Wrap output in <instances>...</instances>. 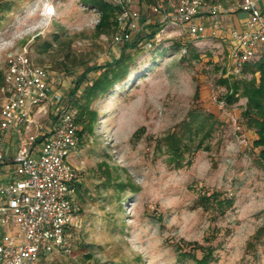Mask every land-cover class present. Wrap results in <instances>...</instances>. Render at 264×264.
Here are the masks:
<instances>
[{"label":"rangeland","instance_id":"obj_1","mask_svg":"<svg viewBox=\"0 0 264 264\" xmlns=\"http://www.w3.org/2000/svg\"><path fill=\"white\" fill-rule=\"evenodd\" d=\"M209 1L233 11L241 2ZM178 2L123 0L142 25L128 42L138 41L139 49L132 78L90 106L97 121L70 157L80 220L74 249L40 264H264V162L251 144L254 131L243 124L246 99L222 109L211 99L214 92L222 101L220 81L235 78L228 40L189 37L170 18ZM0 5V82L7 51L26 45L52 91L77 111L100 66L120 54L122 44L113 41L118 28L98 32L99 11L81 0ZM149 25L161 27L152 42L145 38ZM53 108L42 120L49 129ZM213 192L232 205L219 211L204 199Z\"/></svg>","mask_w":264,"mask_h":264},{"label":"built area","instance_id":"obj_2","mask_svg":"<svg viewBox=\"0 0 264 264\" xmlns=\"http://www.w3.org/2000/svg\"><path fill=\"white\" fill-rule=\"evenodd\" d=\"M114 1L121 10L113 41L130 42L142 27L140 15L123 6V0ZM236 8L247 15L241 29L223 25L220 16L234 8H225L222 2L179 0L170 18L193 39L226 32L228 72L239 77L264 49V10L258 0H241ZM154 11L162 13L161 5L156 4ZM205 16L210 17L209 26L201 20ZM211 99L220 109L225 106L214 92ZM52 104L54 121L45 131L42 120ZM76 117L75 108L52 91L48 73L32 62L27 46L11 47L0 82V167L10 160L13 170L0 180V264H40L50 255L73 252L80 226L75 202L78 176L70 163L80 142ZM231 121L246 144L237 119ZM11 136L17 138L13 151Z\"/></svg>","mask_w":264,"mask_h":264},{"label":"trees","instance_id":"obj_3","mask_svg":"<svg viewBox=\"0 0 264 264\" xmlns=\"http://www.w3.org/2000/svg\"><path fill=\"white\" fill-rule=\"evenodd\" d=\"M84 6H89L99 11L100 18L95 28L100 33H107L108 30L117 27L116 19L121 10L119 4L107 0H81ZM3 6L0 5V12ZM149 31L145 38L152 42L155 35L160 31V26H148ZM138 41L132 44L123 43L118 58L100 66V73L87 86L84 94V102L77 110L76 120L81 126L80 136L87 131H91L97 121V113L91 110L90 106L97 98L104 97L115 87L131 79L130 66L134 63L135 56L139 52ZM47 44L44 46L47 48ZM127 48H133L132 53L125 52ZM250 76V78H246ZM220 84L226 88L222 101L226 105H231L239 100L240 97L246 99L245 107L242 112L243 124L249 130H253L256 137L252 140V147L258 150V159L264 162V49L259 57L253 62L244 66L241 75L235 77L232 82L222 79ZM189 127V126H188ZM119 186L123 187L121 183ZM206 202H212L218 207L219 211L232 205L230 199H221L219 193L204 197Z\"/></svg>","mask_w":264,"mask_h":264},{"label":"crops","instance_id":"obj_4","mask_svg":"<svg viewBox=\"0 0 264 264\" xmlns=\"http://www.w3.org/2000/svg\"><path fill=\"white\" fill-rule=\"evenodd\" d=\"M260 7L262 8L261 5H260ZM262 9L264 10V8H262ZM246 17H247L246 13L242 12L240 9H237V8L235 11H231L229 13H226V14H223L222 16H220L222 21L225 20V25L227 26V28H236V29H241L244 27ZM201 20H203L204 23L207 25V23L210 22V17L205 16ZM221 36L222 37L227 36L226 32H223ZM44 128H45V131L49 130V128H47L46 126ZM255 137H256V134H255L254 138ZM16 139L17 138L15 136L10 137V143H11L10 147H12L11 148L12 151L14 150L13 146L15 145ZM9 168H11L10 165H2L0 167V180L7 179L11 176L10 172L8 171Z\"/></svg>","mask_w":264,"mask_h":264}]
</instances>
